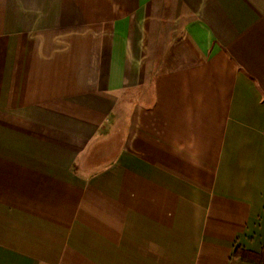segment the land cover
Segmentation results:
<instances>
[{"label":"crops","instance_id":"0c3cea01","mask_svg":"<svg viewBox=\"0 0 264 264\" xmlns=\"http://www.w3.org/2000/svg\"><path fill=\"white\" fill-rule=\"evenodd\" d=\"M264 0H0V264H256Z\"/></svg>","mask_w":264,"mask_h":264},{"label":"rangeland","instance_id":"374dc122","mask_svg":"<svg viewBox=\"0 0 264 264\" xmlns=\"http://www.w3.org/2000/svg\"><path fill=\"white\" fill-rule=\"evenodd\" d=\"M256 264H264V257L260 259H256Z\"/></svg>","mask_w":264,"mask_h":264},{"label":"trees","instance_id":"16d2710c","mask_svg":"<svg viewBox=\"0 0 264 264\" xmlns=\"http://www.w3.org/2000/svg\"><path fill=\"white\" fill-rule=\"evenodd\" d=\"M257 259H260V258H263L264 257V251L260 254V255H257L255 256Z\"/></svg>","mask_w":264,"mask_h":264}]
</instances>
